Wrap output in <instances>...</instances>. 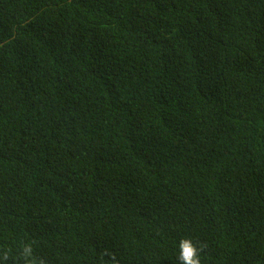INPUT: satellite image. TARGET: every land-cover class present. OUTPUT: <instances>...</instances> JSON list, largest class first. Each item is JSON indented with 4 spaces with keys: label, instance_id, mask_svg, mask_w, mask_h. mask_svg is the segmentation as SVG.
<instances>
[{
    "label": "trees",
    "instance_id": "obj_1",
    "mask_svg": "<svg viewBox=\"0 0 264 264\" xmlns=\"http://www.w3.org/2000/svg\"><path fill=\"white\" fill-rule=\"evenodd\" d=\"M185 238L264 264V0H0V264Z\"/></svg>",
    "mask_w": 264,
    "mask_h": 264
},
{
    "label": "clouds",
    "instance_id": "obj_2",
    "mask_svg": "<svg viewBox=\"0 0 264 264\" xmlns=\"http://www.w3.org/2000/svg\"><path fill=\"white\" fill-rule=\"evenodd\" d=\"M202 249L193 244L190 238L182 239L179 243L178 260L180 264H201ZM34 249L31 243L24 245L22 249V256L25 264H39V261L33 255ZM3 259H8V254L5 252Z\"/></svg>",
    "mask_w": 264,
    "mask_h": 264
}]
</instances>
